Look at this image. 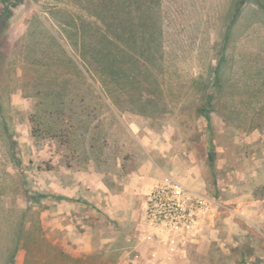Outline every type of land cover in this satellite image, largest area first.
Listing matches in <instances>:
<instances>
[{"label": "rangeland", "instance_id": "1", "mask_svg": "<svg viewBox=\"0 0 264 264\" xmlns=\"http://www.w3.org/2000/svg\"><path fill=\"white\" fill-rule=\"evenodd\" d=\"M0 264H264V0H0Z\"/></svg>", "mask_w": 264, "mask_h": 264}, {"label": "built area", "instance_id": "2", "mask_svg": "<svg viewBox=\"0 0 264 264\" xmlns=\"http://www.w3.org/2000/svg\"><path fill=\"white\" fill-rule=\"evenodd\" d=\"M204 205L203 197L168 180L150 193L146 213L151 225L171 234L194 227L196 215Z\"/></svg>", "mask_w": 264, "mask_h": 264}, {"label": "crops", "instance_id": "3", "mask_svg": "<svg viewBox=\"0 0 264 264\" xmlns=\"http://www.w3.org/2000/svg\"><path fill=\"white\" fill-rule=\"evenodd\" d=\"M141 173H146V171H141ZM139 182H141V180H139ZM138 182V183H139ZM138 190V189H137ZM130 192L127 190V189H125V190H123L122 191V193H120L119 194V197H122V198H131V197H133L132 196V194H134L133 192H131L132 194H129ZM131 195V197H129ZM142 196H141V198L142 199H144V193L143 194H141ZM129 208H132L134 211H135V207H129ZM130 221H132L133 223L136 221L135 219L133 220V218L130 220ZM146 237V236H145ZM144 239V238H143Z\"/></svg>", "mask_w": 264, "mask_h": 264}, {"label": "water", "instance_id": "4", "mask_svg": "<svg viewBox=\"0 0 264 264\" xmlns=\"http://www.w3.org/2000/svg\"><path fill=\"white\" fill-rule=\"evenodd\" d=\"M215 157H216L215 152H213V151L209 152V160L210 161H213L215 159Z\"/></svg>", "mask_w": 264, "mask_h": 264}, {"label": "trees", "instance_id": "5", "mask_svg": "<svg viewBox=\"0 0 264 264\" xmlns=\"http://www.w3.org/2000/svg\"><path fill=\"white\" fill-rule=\"evenodd\" d=\"M130 35V34H129ZM109 42H110V40H109ZM135 43H137V42H135ZM123 52L125 51V50H122Z\"/></svg>", "mask_w": 264, "mask_h": 264}]
</instances>
